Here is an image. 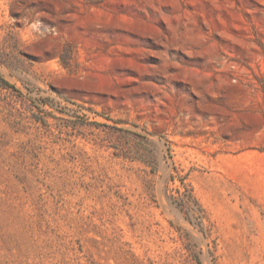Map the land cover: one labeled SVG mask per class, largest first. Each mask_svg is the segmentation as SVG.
I'll use <instances>...</instances> for the list:
<instances>
[{
  "label": "rangeland",
  "instance_id": "374dc122",
  "mask_svg": "<svg viewBox=\"0 0 264 264\" xmlns=\"http://www.w3.org/2000/svg\"><path fill=\"white\" fill-rule=\"evenodd\" d=\"M0 264H264V0H0Z\"/></svg>",
  "mask_w": 264,
  "mask_h": 264
},
{
  "label": "trees",
  "instance_id": "16d2710c",
  "mask_svg": "<svg viewBox=\"0 0 264 264\" xmlns=\"http://www.w3.org/2000/svg\"><path fill=\"white\" fill-rule=\"evenodd\" d=\"M189 197H191V196L189 195Z\"/></svg>",
  "mask_w": 264,
  "mask_h": 264
}]
</instances>
